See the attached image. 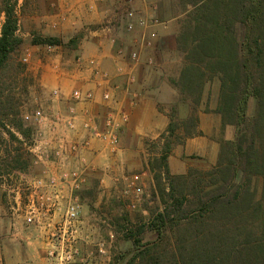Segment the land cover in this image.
<instances>
[{
  "label": "trees",
  "instance_id": "16d2710c",
  "mask_svg": "<svg viewBox=\"0 0 264 264\" xmlns=\"http://www.w3.org/2000/svg\"><path fill=\"white\" fill-rule=\"evenodd\" d=\"M181 1L187 17L177 41L180 47L189 46L192 56H187L179 80L173 81L184 93H197L199 102L208 74L219 75L217 111L223 129L234 125L236 133L220 141L218 161L210 170L173 175L169 157L183 141L175 140L178 128L169 122L160 136V154L151 162L158 184L169 182V188H161L168 189V197L148 225L160 239L168 228L174 231L176 249L144 245L136 238L138 251L125 264H264V0ZM19 29L18 0H0V136L7 134L22 144L33 127L25 123L22 97L14 86L21 82L22 93L28 92L27 64L16 57L23 43ZM78 40L72 38L68 44L76 46ZM32 43L65 45L58 36L38 34ZM251 97L256 109L249 115ZM17 150L13 156L7 150L8 157L14 158L13 169L22 170L31 154L25 157L20 147ZM180 181L196 189L193 198L178 192ZM229 233L231 239L225 238ZM238 238L249 239L239 243Z\"/></svg>",
  "mask_w": 264,
  "mask_h": 264
},
{
  "label": "rangeland",
  "instance_id": "374dc122",
  "mask_svg": "<svg viewBox=\"0 0 264 264\" xmlns=\"http://www.w3.org/2000/svg\"><path fill=\"white\" fill-rule=\"evenodd\" d=\"M121 1L122 4L119 9L117 8L116 14L102 23L103 25L109 24L111 28L115 27V22L122 19V16L129 9H134L139 17L149 22V26L152 29H150V37L145 39V34L149 32V26L147 28L138 27L135 31L127 32L124 26L121 25L122 23L116 25V31H118V36L120 37L114 35L111 38V42L116 44L118 55L123 56L125 59V63L120 64V71H123L122 68H127L128 70L124 73L126 78L123 84L117 82V86H119V89H125L126 91L129 86H133L139 72L136 64L141 61V56H146L145 66L140 71L147 70V74L151 73L152 76H155V82H153H157L156 87L160 90V94L157 93V106L168 116V124L173 122L177 125L178 130L176 131L175 140L183 141V143H178L174 146L170 155L172 156L169 161L171 173L173 175H185L192 169L201 173L207 172L218 161L220 141L222 139H233L236 128L234 125H227L225 129L222 127V116L217 111L221 90L219 75L208 74L199 102L196 101L198 98L197 93H184L180 86H176L173 81L179 80L182 69L188 63L187 56H192L190 47L187 46L186 48V45L180 47L177 41V37L184 29L187 17L182 1L140 0L153 10L154 15L152 17L147 16L139 7H135V0L132 2L128 0ZM43 5L44 7L39 2L30 0V3L26 4L25 7L18 8L21 27L19 34L23 38V43L17 50L16 57L22 61L24 57L29 58L26 63L28 68V92L22 93L21 82L14 84V86H17L15 88L16 92H20L22 97L21 110L23 116L32 112L41 104L48 109L46 110L47 113L56 112V108H53L55 102L46 95V86L51 84L48 80V73L51 74L57 70L56 68L54 69V64H59L58 69L60 71L64 68H78L76 58L77 56H82L81 53L84 49V46H80L81 37L79 32L57 33V35L59 34L58 37L63 39L65 45H56L54 51H49L47 49L48 45H34L32 43L34 34L48 35L38 31L39 29H36L35 26L39 22L42 23L47 20L44 15L47 16L46 11L49 8L51 9L54 6L57 9L55 7L56 4L44 3ZM188 8L192 9L191 6ZM59 23H61L59 20H55L57 26ZM164 26L167 27L165 30L176 34V48L171 43V37L166 40L165 44L164 40L159 38L158 32ZM151 31L155 33L156 37L151 35ZM84 33L88 35L87 31H84ZM128 34H131V36ZM157 34L158 39L156 40ZM77 37H79V40L76 46L68 44L72 38ZM119 38L122 39V43H118ZM148 40L151 41L150 45L141 44L143 42L146 43ZM185 40L188 42L187 44H193L190 39ZM133 50H137L140 55L136 61L131 59ZM98 67L111 74L101 66ZM127 72L131 73L132 79L130 82L128 81V75H126ZM127 93L129 96L130 93L128 91ZM39 98L41 99L39 100ZM123 109L130 116L129 109L124 107ZM255 109L256 101L254 97H251L248 114L252 115ZM30 122V120L25 119V123L33 127L32 136L29 138L22 137L24 142L22 144L10 140L7 134L0 136V264H5L4 245L13 247L11 245L12 241L9 244L10 240H7L10 231L4 218L7 212L4 183L14 182L21 177L34 178L43 175L44 164H35V155L29 151V148L34 144L35 134L37 133V129ZM128 122L129 119L123 126L127 125ZM202 125L207 133L202 131ZM200 131L203 132L202 135L198 134ZM189 132H193L194 135ZM161 134L157 137L138 136L135 140L132 138L122 139L117 159L116 156L114 157L116 153H112L108 149H105L108 153L104 152L102 141L93 142V151L89 155L92 167L88 172L87 183L77 192L80 202V213L82 214L84 211V216L88 225H90L88 255L82 251L83 256L88 258L90 264H96V261L97 264H125L133 253L138 251L134 245V239L136 238L141 240L144 245L153 243L158 244L159 247L157 248L159 249H176L174 231L168 228L163 232L160 239L155 230L148 225L151 217L164 209L165 200L168 197L166 193L168 189L165 192L164 190L162 191L164 187L169 188L168 180L163 179L159 185L155 171L151 167V162L160 154L162 146ZM197 137L203 140V143H196L194 138ZM198 145H202V150L197 149ZM19 147L25 157H28L29 153L31 154V161H29L26 168L15 170L12 167L15 165L14 158L8 157L7 150L13 156L17 153ZM133 174H140L143 177L144 185L143 194L139 200H136L135 206L131 205V198L125 196L124 193L127 180ZM252 184H254V181ZM176 187L179 193L187 194L190 198H193L196 194V189L191 184H183L180 181ZM262 195L263 187L259 185L257 196L261 198ZM225 238L231 239V234L229 233ZM168 239H170V243L172 242L171 244ZM248 239L238 238V241L240 243ZM100 241L104 242L103 253H99L96 250V244ZM192 249L190 247L188 252H191ZM187 254L190 253L184 252V255ZM236 263L240 264L241 261H236ZM77 264L83 263L78 262Z\"/></svg>",
  "mask_w": 264,
  "mask_h": 264
},
{
  "label": "built area",
  "instance_id": "2783aa9c",
  "mask_svg": "<svg viewBox=\"0 0 264 264\" xmlns=\"http://www.w3.org/2000/svg\"><path fill=\"white\" fill-rule=\"evenodd\" d=\"M120 23L127 32L149 26V22L139 17L134 9H129L114 26ZM110 28L109 24L101 26V29ZM152 36H155L154 32ZM150 42L148 40L141 44L150 45ZM47 49L54 51L56 46L48 45ZM139 56L137 50L132 51L133 61ZM23 61L27 63L29 58L24 57ZM76 63L80 66L85 64L83 56H77ZM88 65L92 68L94 77L101 78L106 83L102 98L108 103V109L103 118L96 114L81 115L76 109V104L95 99L94 89L75 87L69 96L63 93L61 86L52 89L51 100L60 102L66 99L70 102L65 112L47 113L48 109L41 105L23 116L37 129L34 144L29 151L35 155V164H44L43 175L21 177L14 182L4 183L13 211L22 215L27 224L46 229L49 241L54 246L50 249V255L57 257L61 264H90L80 247L81 209L77 192L87 183L88 172L92 167L89 155L93 151V142L102 141L112 153L117 154L120 151V130L129 119L126 110L112 105L119 86L113 83L111 74L101 70L95 60H90ZM126 75L130 82L131 73L127 72ZM97 85L100 87V83ZM100 119L103 120L102 125L99 124ZM50 163L56 165V169ZM143 188V177L140 174L131 175L124 191L125 196L131 198V205H136V200L143 194ZM96 245L99 253H103L104 242L100 241Z\"/></svg>",
  "mask_w": 264,
  "mask_h": 264
},
{
  "label": "crops",
  "instance_id": "0c3cea01",
  "mask_svg": "<svg viewBox=\"0 0 264 264\" xmlns=\"http://www.w3.org/2000/svg\"><path fill=\"white\" fill-rule=\"evenodd\" d=\"M44 7V3L51 5L56 4V8H49L44 15L45 22H39L36 24L38 31L47 33L48 35L58 36L57 33H73L79 32L80 34V46H84L82 56L85 59V64L82 66L78 65V68L62 69L58 73L53 71L51 74L48 73L49 83L46 88V95L50 98L51 90L62 86V91L66 96H69L71 90L75 87H82L83 89H94L95 99L87 103L76 104L78 112L99 115L101 119L105 115L108 109V103L102 98L103 89L106 83L101 78H95L92 72V68L88 65L90 60H95L103 69L108 70L113 76V83L120 82L123 84L125 81L124 73L127 68H122L120 71V64L125 63L123 56L118 55L117 46L111 42V38L114 35L118 36L116 26L110 29H101L106 20L116 14L117 8L119 9L122 4L121 0H34ZM30 3V0H18V8L25 7L26 4ZM135 7H139L147 16L152 17L154 15L153 10L148 6L144 5L140 0L134 1ZM62 19V21H61ZM55 20H59L61 23L57 26ZM157 27V26H156ZM21 28V27H20ZM149 32L145 34V39L150 37V26ZM167 27L160 29L159 38L164 40V44L168 38L171 37V43L176 48V34L169 32ZM169 29V28H168ZM21 29H19L20 31ZM90 30V31H88ZM88 32V35L84 33ZM175 31V30H174ZM152 32V31H151ZM29 34V33H27ZM131 36V34H128ZM152 35V33H151ZM169 36V37H168ZM120 37V36H118ZM156 37V35H155ZM158 39V34L157 38ZM155 40V41H156ZM118 43H122V39L119 38ZM166 55V51L164 52ZM146 56H141V61L137 63L138 78L133 86H129L128 96L127 91L119 89L115 91L117 98L112 103L115 107H124L129 109L130 116L127 125L123 126L120 130V142L123 139H136L138 136H159L168 125V116L163 110H160L157 106L158 94L160 90L156 87L155 76L151 73L147 74V70L141 72V68L145 66ZM139 64V65H138ZM59 67V64L53 65ZM137 72V70H136ZM141 73V74H140ZM141 75V76H140ZM154 81V82H153ZM100 83V87H98ZM41 98H39L40 100ZM41 103V102H40ZM70 102L66 99L60 102H55L53 108L56 111L65 112ZM42 105V104H41ZM56 105V106H55ZM111 105V104H110ZM49 108V106H47ZM81 119L83 117H80ZM100 119L99 124L102 125L103 120ZM203 120V119H202ZM220 121V120H219ZM81 125V120L79 122ZM201 129L204 133H207L203 125ZM132 136V137H131ZM196 143H203L198 137L194 138ZM104 152L108 153L107 144L103 143ZM215 147V146H214ZM197 149L202 150V145H198ZM107 151V152H106ZM193 151V150H192ZM215 154V153H214ZM89 155V154H88ZM119 157L118 154H114L116 159ZM169 157V161L171 160ZM114 160V159H113ZM170 163V162H169ZM56 169V165L50 163ZM5 191V188H4ZM6 193V192H5ZM5 198L7 196L5 195ZM7 212L5 213L6 225L10 231L7 240L12 241L13 247L4 245V258L5 264H61L57 257L50 255V249L52 243L49 241L47 231L45 228L36 226L35 224H27L24 217L17 214L11 208L9 199L7 198ZM80 247L83 252L88 253V245L90 237V225H88L87 219L84 216V211L80 217ZM97 247V245H96ZM97 252L98 248L96 249ZM88 255V254H87ZM95 258V257H94ZM97 264V261H96Z\"/></svg>",
  "mask_w": 264,
  "mask_h": 264
}]
</instances>
